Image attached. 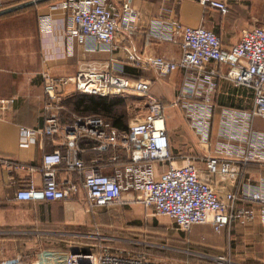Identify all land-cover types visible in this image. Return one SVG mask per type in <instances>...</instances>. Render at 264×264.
I'll list each match as a JSON object with an SVG mask.
<instances>
[{"label":"built area","instance_id":"1","mask_svg":"<svg viewBox=\"0 0 264 264\" xmlns=\"http://www.w3.org/2000/svg\"><path fill=\"white\" fill-rule=\"evenodd\" d=\"M200 2L222 15L230 11L223 0ZM59 6L65 16L67 52L72 55L76 46L84 53L110 51L118 33H134L139 22V13L129 0L119 5L110 0H60ZM49 22L50 17L40 16L43 33H49ZM149 32L159 40L178 41L182 48L181 58L171 60L150 55L142 59L130 53L128 63L153 70L159 76L170 75L178 69L186 71L182 89L172 105L185 111L200 147L209 150L213 146L214 153L202 158L176 160L170 151L165 107L152 93L153 80L150 78L132 79L90 63H85L73 77H56L45 71L42 76L48 100L44 125L39 128L21 126L19 145L31 147L61 135L65 151L56 149L45 153L39 166L43 172V186L21 187L15 198L19 201L67 200L83 187L91 208L140 202L155 214L172 218L179 229L188 231L197 225H209L218 234L234 229V223L244 217L254 219V210L238 208V203L244 201L261 206L259 215L264 224V178L255 179L249 175L250 167L264 165V131L252 127L254 118L264 119V27L245 30L242 38L231 46H225L222 37L206 26L184 25L178 20L152 19ZM219 65L227 67L226 70L217 68ZM219 78L251 88L254 104L249 109L224 108L216 128V141L212 143V97ZM70 85L79 92L98 96L139 93L145 99L147 110L127 130L117 128L112 121L99 115H79L70 123H64L60 112L67 96L64 88ZM10 101L0 98L3 106ZM83 139L95 141L100 149L125 150L129 159L112 175L105 174L97 165H88L80 157L79 142ZM0 164L17 173L35 170L33 165L11 159L1 158ZM61 166L67 172L78 173L83 183L69 179L60 182ZM216 178L224 181L241 178L243 183L240 189H225L221 193L214 183ZM55 254L58 252L43 251L31 264H44L46 258ZM196 255L199 259L210 257L219 264H223L221 259L227 261L224 257ZM65 261V264H211L196 260L176 263L109 249L69 252ZM0 264L21 263L4 260Z\"/></svg>","mask_w":264,"mask_h":264},{"label":"crops","instance_id":"2","mask_svg":"<svg viewBox=\"0 0 264 264\" xmlns=\"http://www.w3.org/2000/svg\"><path fill=\"white\" fill-rule=\"evenodd\" d=\"M110 1L119 5L125 0ZM129 1L139 13L137 29L132 34L119 32L110 51L84 53L76 46L75 53L68 54L65 16L59 6L60 0H44L39 2L44 3L43 7L38 3L30 5V34L27 38H30V45L33 43L34 47L20 51L16 58L0 53V98L11 99L5 106L0 104V159H11L35 167L34 171L17 173L0 164V263L4 260H17L21 264H31L40 253L50 251L58 254L46 258L44 264H65L68 251L64 249V242L70 233L68 226L82 222L85 216L94 213L98 208H105V206L91 208L83 187L76 196L67 200L19 201L15 198L17 190L21 187H30L32 184L37 187L43 186L44 177L39 166L45 153H52L56 149L65 151L64 137L61 135L51 140L39 141L31 147L19 145L21 126L39 128L45 122L48 98L44 90L43 72L48 71L56 77H73L85 63H90L132 79L150 78L153 80L152 93L160 98L165 107L170 151L175 158H202L214 153L213 146L209 150L200 147L199 139L190 127L185 111L172 105L182 89L186 71L178 69L170 75L159 76L153 70H143L128 63V56L132 53L142 59L150 55L163 56L171 60L181 58L182 48L178 41L159 40L150 34V21L155 18L178 20L189 26H206L222 37L225 46H231L242 38L245 30L253 26L264 27V0H223L230 8L227 15L204 6L200 0ZM41 15L50 17L49 33H43L41 30ZM217 68L226 70L227 67L219 65ZM64 90L67 96L60 117L62 122L70 123L78 112L74 109H72L74 112L70 111L68 102L83 94L73 85L65 87ZM253 96L254 92L247 86L237 85L228 78L218 79L212 97L214 103L212 143L216 141L215 134L221 111L226 107L249 109L254 104ZM146 110L147 107L140 116H143ZM125 123L128 129L132 122L127 123L125 119ZM252 127L264 131V119L254 118ZM184 133L189 135L191 142H187ZM79 148L80 157L88 165H97L102 172L109 175L129 159L127 151L100 149L91 139L81 140ZM116 156L118 158L115 160ZM200 166L203 168L202 160ZM249 175L255 179L264 178V165L250 167ZM68 179L83 183L78 173H70L63 166L59 167L58 180L64 182ZM214 183L222 193L225 189H240L243 179L224 181L216 178ZM238 208L254 210L256 216L252 220L244 217L243 220L236 221L234 228L251 225L257 246L264 247V224L261 223L259 215L261 206L240 201Z\"/></svg>","mask_w":264,"mask_h":264},{"label":"rangeland","instance_id":"3","mask_svg":"<svg viewBox=\"0 0 264 264\" xmlns=\"http://www.w3.org/2000/svg\"><path fill=\"white\" fill-rule=\"evenodd\" d=\"M31 1L0 0V13L4 12L0 14V53L3 55L16 58L20 51L34 47L27 38L30 34V6L17 9ZM43 4L38 3L40 7ZM121 97V110L126 122L131 123L146 108L145 99L135 92ZM68 105L72 111L71 100ZM79 115L82 114L76 113V116ZM183 136L188 143L191 142L189 135L184 133ZM174 154L177 156L176 152ZM176 160L181 161V158ZM88 215L82 222L68 226L70 233L64 242V249L68 253L123 250L176 263L196 260L219 264L210 257L199 259L196 255L203 254L213 258L224 257L227 261L221 259L220 263L223 264H264V247L257 246L251 225L226 229L220 234L205 225L184 231L172 218L157 215L140 202L114 204L98 208Z\"/></svg>","mask_w":264,"mask_h":264},{"label":"trees","instance_id":"4","mask_svg":"<svg viewBox=\"0 0 264 264\" xmlns=\"http://www.w3.org/2000/svg\"><path fill=\"white\" fill-rule=\"evenodd\" d=\"M81 94L83 95L71 100L76 112L82 115H99L112 121L117 128L127 129L126 118L121 110L123 97Z\"/></svg>","mask_w":264,"mask_h":264},{"label":"water","instance_id":"5","mask_svg":"<svg viewBox=\"0 0 264 264\" xmlns=\"http://www.w3.org/2000/svg\"><path fill=\"white\" fill-rule=\"evenodd\" d=\"M41 1H44V0L31 1V2H28V3H25V4H23V5L18 6L17 9H18V8H22V7H26V6H30V5H32V4L39 3V2H41ZM8 11H10V10H8ZM5 12H7V11H5ZM2 13H4V12H1L0 14H2ZM73 253H78V251H74Z\"/></svg>","mask_w":264,"mask_h":264},{"label":"bare ground","instance_id":"6","mask_svg":"<svg viewBox=\"0 0 264 264\" xmlns=\"http://www.w3.org/2000/svg\"><path fill=\"white\" fill-rule=\"evenodd\" d=\"M79 92V91H78ZM79 93H83V92H79ZM85 94H87V93H85ZM91 95H94V94H91Z\"/></svg>","mask_w":264,"mask_h":264}]
</instances>
